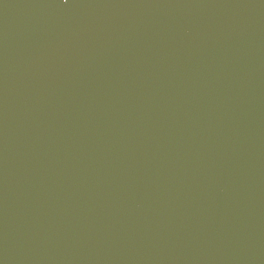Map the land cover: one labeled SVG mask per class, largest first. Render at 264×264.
<instances>
[{"label": "water", "instance_id": "water-1", "mask_svg": "<svg viewBox=\"0 0 264 264\" xmlns=\"http://www.w3.org/2000/svg\"><path fill=\"white\" fill-rule=\"evenodd\" d=\"M0 264H264V0H0Z\"/></svg>", "mask_w": 264, "mask_h": 264}]
</instances>
